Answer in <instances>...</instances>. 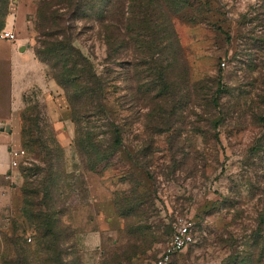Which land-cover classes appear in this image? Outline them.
Segmentation results:
<instances>
[{
	"label": "rangeland",
	"instance_id": "obj_1",
	"mask_svg": "<svg viewBox=\"0 0 264 264\" xmlns=\"http://www.w3.org/2000/svg\"><path fill=\"white\" fill-rule=\"evenodd\" d=\"M51 1L9 0L0 55L21 50L36 56L40 11ZM173 22L181 52L167 68L173 91L157 101L142 100L148 69L136 76L131 50L124 60H108L101 29L72 24L74 45L114 80L105 89L106 117L96 124L76 123L71 108L60 115L53 95L31 85L24 72L22 100L5 123L25 155L0 178V186L14 191L0 202V264L18 263V251L29 264L47 257L50 264H158L184 218L194 222L196 241L170 264H225L253 243L264 214V151L250 152L264 134L255 120L264 113V0H190ZM11 27L13 42L3 37ZM7 64L0 60L4 109L24 75L13 79ZM196 84L204 87L200 98L189 89ZM97 143L111 160L91 172L87 167L95 168L101 155L89 147ZM96 183L103 194L92 187ZM40 213L67 231L50 253L37 252L38 237L26 230Z\"/></svg>",
	"mask_w": 264,
	"mask_h": 264
},
{
	"label": "trees",
	"instance_id": "obj_2",
	"mask_svg": "<svg viewBox=\"0 0 264 264\" xmlns=\"http://www.w3.org/2000/svg\"><path fill=\"white\" fill-rule=\"evenodd\" d=\"M189 1L52 0L42 5L40 16L47 19L41 17V36L39 47L35 51L36 56L49 67L51 77L64 89L76 123L85 121L90 124L93 121L96 124L103 121L107 114L104 107L105 89L110 87L114 80L108 70L99 74L93 62L74 45L72 24L84 22L98 26L103 33L108 60H124L131 50L135 55L136 76L141 77L142 68L148 69L149 84L139 87L142 100H165L173 91L169 85L168 64L171 58L178 63V55L181 52L173 21L188 6ZM8 14L9 0H0V30L5 28ZM123 65L125 62L121 61V66ZM196 86L189 89L196 90L195 96L200 98L199 92H204V87L200 84ZM174 91L176 93L177 87H174ZM216 94H220V90ZM255 120L264 129V113L255 117ZM116 144H121V140H114L113 145ZM89 151L100 152L101 155L99 160L92 162L95 168L87 167L91 172L98 171L100 165L111 160L108 151L102 150L98 143L89 147ZM262 151L264 134L250 149L256 156ZM46 192L48 193L47 190ZM32 221L34 224L31 223L32 227L28 226L26 230L32 229V238L38 237L34 244L37 252L50 253L54 244L63 240L67 233L52 217L44 213L33 215ZM28 240L32 241L31 237ZM25 254L23 251L17 252L16 264H29ZM50 261L48 257L42 260L43 264H50ZM225 264H264V214L259 217L253 243L244 247Z\"/></svg>",
	"mask_w": 264,
	"mask_h": 264
},
{
	"label": "crops",
	"instance_id": "obj_3",
	"mask_svg": "<svg viewBox=\"0 0 264 264\" xmlns=\"http://www.w3.org/2000/svg\"><path fill=\"white\" fill-rule=\"evenodd\" d=\"M18 14L19 15L17 19L20 18V12ZM9 22L10 23L8 27H10L11 23L13 22L12 18L10 19ZM7 30L14 32L12 27L8 28ZM8 57H10V59ZM0 58H1L0 60L4 62L5 61L8 62L7 71H9L10 75H12L13 79L16 77L19 79V77H21L22 74H24L22 84L18 87L17 93L13 92L12 94L11 92V96L7 103V107L4 109L0 103V178H8L11 172L13 171L11 165L10 150L17 149V147L19 146V138L14 132L11 133L10 131L9 132L7 131L9 128L8 126L9 122H7L8 123L7 125L5 123L6 121L14 120L10 111L14 109L17 103H19L22 100V96H23L22 94L24 93L25 90V87H23V83H25L24 82L25 73L27 76H29V83L30 84L32 83L31 85H38L39 87L43 88L44 92L46 93V96L48 95V97L50 98L53 95L52 99H54L58 107L59 114L61 112H68L70 106L60 86L55 81L48 80L46 78L44 73L45 68L38 62L33 51H21V50H18V52L13 51L10 55L9 54L6 56L0 55ZM63 134H64V130L61 129V135ZM94 177L95 176L92 175L88 176V180L92 179L90 180V182L93 181L92 185L96 181ZM140 184L141 186L145 185L146 180H140ZM95 185L96 186H92V187L98 189L99 194H103L105 192V190H102L101 186H98L97 183ZM8 192L14 193V191L13 190L11 191L8 187L0 186V202L2 201L4 195L7 194ZM97 202L99 203V205L101 204V202L98 199ZM104 202L105 201H103V203ZM98 214H100V216L102 215V217L105 216V214L101 211ZM4 229L6 230L7 228ZM0 252H1V248H0Z\"/></svg>",
	"mask_w": 264,
	"mask_h": 264
},
{
	"label": "built area",
	"instance_id": "obj_4",
	"mask_svg": "<svg viewBox=\"0 0 264 264\" xmlns=\"http://www.w3.org/2000/svg\"><path fill=\"white\" fill-rule=\"evenodd\" d=\"M3 37L10 42L16 40L14 32L7 29L4 31ZM225 66L226 64L223 62L222 67ZM24 155L25 152L23 150L11 149L10 157L12 167H18ZM194 227V222L191 219L184 218L177 222L171 240L166 246L162 258L158 260V264H170L175 255L184 252L195 244Z\"/></svg>",
	"mask_w": 264,
	"mask_h": 264
},
{
	"label": "water",
	"instance_id": "obj_5",
	"mask_svg": "<svg viewBox=\"0 0 264 264\" xmlns=\"http://www.w3.org/2000/svg\"><path fill=\"white\" fill-rule=\"evenodd\" d=\"M8 132L10 131V129L8 128V130H7Z\"/></svg>",
	"mask_w": 264,
	"mask_h": 264
}]
</instances>
